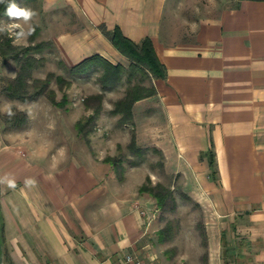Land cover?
<instances>
[{"label":"crops","instance_id":"crops-1","mask_svg":"<svg viewBox=\"0 0 264 264\" xmlns=\"http://www.w3.org/2000/svg\"><path fill=\"white\" fill-rule=\"evenodd\" d=\"M175 1L33 0L32 21L67 67L92 54L125 66L108 37L115 26L135 43L150 38L166 74L145 97L154 118L146 110L144 139L137 126L134 135L161 166L133 164L129 174L181 177V190L207 209L209 253L264 264V0H221L186 23L189 37L167 18ZM1 58L0 77L9 64ZM49 144L0 132L5 263L21 254L38 264H119L132 252L151 264L156 222L138 184L115 180L113 165L86 152L55 154Z\"/></svg>","mask_w":264,"mask_h":264},{"label":"rangeland","instance_id":"rangeland-1","mask_svg":"<svg viewBox=\"0 0 264 264\" xmlns=\"http://www.w3.org/2000/svg\"><path fill=\"white\" fill-rule=\"evenodd\" d=\"M32 1L11 0L10 4L16 3L18 7L31 10ZM220 1L176 0L171 14L167 18L174 25L180 27L179 34L189 37L188 34L191 32L186 23H192L199 15L206 14L214 5L218 6ZM77 22V20H73V24ZM8 23H21L26 32L31 30L30 35L17 40L11 33L2 32L0 33V42L3 37H7L9 43L15 48L14 50L20 53V57L28 53L30 56L40 59V65L31 70V79L44 78L49 72L53 74V77L49 81L46 93L38 94L30 100L9 97L4 88L16 75L18 61L10 57L4 59L1 56L3 63L9 61V64L8 75L0 77V132L16 130L30 143L32 139H38L46 146L49 142V146L55 154L68 152L75 157L76 153L86 152L90 158L97 162L113 165L115 180L128 182L132 189L135 188L134 185L138 184L137 192L149 198L150 204L144 206L151 208L145 213L149 214V217L156 222L152 247V253L156 255V258L151 264H228L227 262L230 260L226 254L220 257L212 255L207 248V239L204 244L203 221L207 209L192 199L191 192L181 190V177L157 174L144 176L138 175V172L129 174L130 166L133 164L140 165L139 167L148 165L152 173H157L161 166L157 150L152 148L131 150L128 146L136 126L144 139V126L148 122L144 119L145 114L148 112V115H151L149 118L152 120L154 118L145 97L138 99V106L135 108L137 124L133 122V119L131 122L120 121L121 114L112 111L115 102L123 98L126 91L133 86L139 85L149 91L154 89L153 94L155 93L156 77L150 73L148 68L137 65L138 68L131 70L128 68L129 59L125 57L127 62L123 66L119 81L114 85H102L100 82V75L103 72L101 65L94 64L80 75L72 74L68 67L58 59V53L54 49H49V42L39 40V27L32 20L24 24L19 20H10L5 13L0 17V24ZM15 31H19V29ZM41 42L44 44L40 50H31ZM25 48L31 49L25 53ZM57 76L62 79V83L56 79ZM96 95H101V99L98 100ZM148 101L150 102V100ZM98 107V112H95ZM19 113H24L26 120L22 123H13ZM158 120L157 115L154 121L157 130L159 129ZM157 183L170 190L174 205L171 201H166L164 208L157 206L155 198L151 194V189L155 192L159 191L155 186ZM140 187L142 190L139 191ZM148 202L146 201V203ZM5 246V243L0 244V252H3ZM7 247L12 253L17 249L15 242ZM17 251L19 252L20 249ZM13 258L18 260V264H38L21 254L13 256ZM5 259L4 255H0V264H12L11 262L5 263ZM45 262L47 264V260Z\"/></svg>","mask_w":264,"mask_h":264},{"label":"trees","instance_id":"trees-1","mask_svg":"<svg viewBox=\"0 0 264 264\" xmlns=\"http://www.w3.org/2000/svg\"><path fill=\"white\" fill-rule=\"evenodd\" d=\"M11 0H4L3 3H0V17L7 12V8ZM109 40L113 47L120 52L122 55L129 59L128 68L131 70L138 68L137 65H142L148 68L150 73L156 78L165 77V66L159 61L156 56V53L153 49L152 42L149 37H144L139 43L133 42L128 37L124 36L118 26H115L110 33H108ZM44 43H37L35 47L25 48L24 52L31 50L38 51L43 47ZM15 48L9 43L7 37H3L0 42V55L5 58H12L18 61V69L16 75L11 79L9 85H7L4 90L5 93L12 98H20L23 100H30L36 95L41 93H46L48 91V84L53 74L51 72L47 73L44 78H33L31 79V70L38 65H40V59L30 56L26 53L25 56L20 57V53L14 50ZM23 53V54H25ZM98 64L103 68V72L100 75V82L102 85H114L116 84L121 75L123 66L120 63H112L109 60L98 54L89 55L79 62L68 67L69 72L72 74H83L85 73L92 65ZM31 79V80H30ZM58 81L62 83L60 77H56ZM154 89L150 91L145 87L136 85L128 89L123 98L115 102L113 112L120 113V121L122 122H131L132 113L131 106L136 100L147 97L153 94ZM97 99H101V95H96ZM53 101V99H51ZM54 103V101H53ZM99 107L95 109V112H98ZM26 120V115L24 113H19V116L13 120V123H22ZM77 129L78 124H77ZM129 149L138 150L135 146V135L131 134ZM159 191L155 192L151 189V194L155 198L157 206L164 208L166 201H171L173 203V196L168 188L157 183L155 185ZM142 190L141 187L139 191ZM159 236V234H158ZM203 242L206 243L205 235H203Z\"/></svg>","mask_w":264,"mask_h":264},{"label":"clouds","instance_id":"clouds-1","mask_svg":"<svg viewBox=\"0 0 264 264\" xmlns=\"http://www.w3.org/2000/svg\"><path fill=\"white\" fill-rule=\"evenodd\" d=\"M4 0H0V3H3ZM7 16L10 20H19L24 24H27L32 20L34 13L26 8L18 7L16 3L9 4L6 12ZM19 29V31H15ZM30 31L26 32L22 27L21 23H8V24H0V33L9 32L16 37L17 40L26 38L27 35H30ZM27 183H32V181H27ZM10 187L14 186L12 181H8Z\"/></svg>","mask_w":264,"mask_h":264},{"label":"built area","instance_id":"built-area-1","mask_svg":"<svg viewBox=\"0 0 264 264\" xmlns=\"http://www.w3.org/2000/svg\"><path fill=\"white\" fill-rule=\"evenodd\" d=\"M122 262L125 264H149L147 259L132 252L125 253L123 255Z\"/></svg>","mask_w":264,"mask_h":264}]
</instances>
